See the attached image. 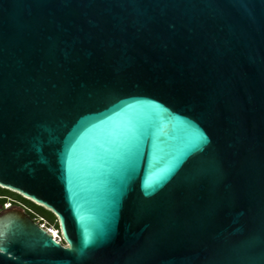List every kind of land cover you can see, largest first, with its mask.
<instances>
[{"label":"water","instance_id":"1","mask_svg":"<svg viewBox=\"0 0 264 264\" xmlns=\"http://www.w3.org/2000/svg\"><path fill=\"white\" fill-rule=\"evenodd\" d=\"M0 264H264V0H0Z\"/></svg>","mask_w":264,"mask_h":264},{"label":"flooded vegetation","instance_id":"2","mask_svg":"<svg viewBox=\"0 0 264 264\" xmlns=\"http://www.w3.org/2000/svg\"><path fill=\"white\" fill-rule=\"evenodd\" d=\"M0 197L4 199L2 203H0V213L3 212L7 208L18 206V207H22L25 210V212L31 216V213L33 212L32 206L27 201L20 198L17 194L6 191L4 192V194L0 193ZM7 203H9V206L6 207L5 204ZM62 243L64 244V241Z\"/></svg>","mask_w":264,"mask_h":264},{"label":"trees","instance_id":"3","mask_svg":"<svg viewBox=\"0 0 264 264\" xmlns=\"http://www.w3.org/2000/svg\"><path fill=\"white\" fill-rule=\"evenodd\" d=\"M10 192V193H14V194H17L20 198H22L23 200L27 201L33 208V212L31 213V216L34 218L35 215H38V216H41L42 218L44 217H48L49 219L52 220H57V217L55 216V214L53 212H51L50 210H47L46 208L32 202L31 200L29 199H26L24 198L23 196H21L20 194L18 193H15L11 190H8V189H5V188H2L0 187V193L1 194H4V192ZM4 199L2 197H0V203H2ZM58 222V220H57ZM57 226L59 227V223H57Z\"/></svg>","mask_w":264,"mask_h":264},{"label":"rangeland","instance_id":"4","mask_svg":"<svg viewBox=\"0 0 264 264\" xmlns=\"http://www.w3.org/2000/svg\"><path fill=\"white\" fill-rule=\"evenodd\" d=\"M34 218L38 223H40L46 227H53L55 229H59V227L57 226V223H58L57 220L51 221V219H49L48 217L42 218L41 216H38V215H35Z\"/></svg>","mask_w":264,"mask_h":264},{"label":"built area","instance_id":"5","mask_svg":"<svg viewBox=\"0 0 264 264\" xmlns=\"http://www.w3.org/2000/svg\"><path fill=\"white\" fill-rule=\"evenodd\" d=\"M5 206L6 207L9 206V203L5 204ZM39 225L41 227L45 228L48 232H51L53 234L55 240H57L58 242H61V243L63 242V239L61 237V234H60V230L59 229H55L53 227H46V226H44V225H42L40 223H39Z\"/></svg>","mask_w":264,"mask_h":264}]
</instances>
